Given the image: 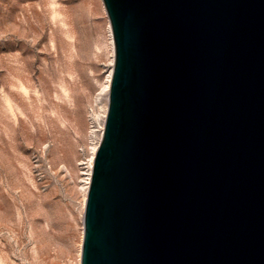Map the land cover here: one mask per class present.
Returning <instances> with one entry per match:
<instances>
[{
  "label": "water",
  "instance_id": "water-1",
  "mask_svg": "<svg viewBox=\"0 0 264 264\" xmlns=\"http://www.w3.org/2000/svg\"><path fill=\"white\" fill-rule=\"evenodd\" d=\"M103 2L81 264H264V0Z\"/></svg>",
  "mask_w": 264,
  "mask_h": 264
},
{
  "label": "rangeland",
  "instance_id": "rangeland-1",
  "mask_svg": "<svg viewBox=\"0 0 264 264\" xmlns=\"http://www.w3.org/2000/svg\"><path fill=\"white\" fill-rule=\"evenodd\" d=\"M110 25L103 0H0V264L78 263Z\"/></svg>",
  "mask_w": 264,
  "mask_h": 264
},
{
  "label": "bare ground",
  "instance_id": "bare-ground-1",
  "mask_svg": "<svg viewBox=\"0 0 264 264\" xmlns=\"http://www.w3.org/2000/svg\"><path fill=\"white\" fill-rule=\"evenodd\" d=\"M109 31H110V35H111V47H112V53H113V61L115 60L114 58V53H115V46H114V40H113V34H112V28H111V25L109 26ZM112 74H113V68L111 69L108 77H107V83H106V92H107V96H108V93L110 91V85H111V80H112ZM106 103L105 105L103 106V122H102V130L104 128V122H105V118L107 117V112H108V106H109V99L107 97L106 99ZM99 144H100V139L98 141H96L92 146V152H91V156H90V159H89V163H88V173H87V176H86V179H85V182H84V188H83V199H82V202H83V211L85 209V205H86V199H87V193H88V189H89V183H90V178H91V171H92V167H93V164H94V158H95V155H96V152H97V149L99 147ZM83 241V240H81ZM82 243V242H81ZM80 247V252H79V258H78V263L77 264H81V245L79 246Z\"/></svg>",
  "mask_w": 264,
  "mask_h": 264
},
{
  "label": "built area",
  "instance_id": "built-area-1",
  "mask_svg": "<svg viewBox=\"0 0 264 264\" xmlns=\"http://www.w3.org/2000/svg\"><path fill=\"white\" fill-rule=\"evenodd\" d=\"M105 121H106V118H105ZM104 127H105V122H104ZM103 131H104V128H103V130H102V135H103ZM101 138H102V136H101ZM101 138H100V141H101ZM93 168V167H92ZM91 173H92V171H91Z\"/></svg>",
  "mask_w": 264,
  "mask_h": 264
}]
</instances>
